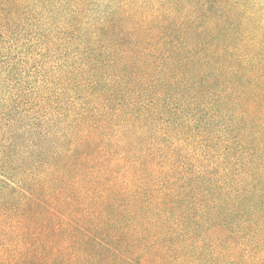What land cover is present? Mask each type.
<instances>
[{
	"label": "trees",
	"instance_id": "trees-1",
	"mask_svg": "<svg viewBox=\"0 0 264 264\" xmlns=\"http://www.w3.org/2000/svg\"><path fill=\"white\" fill-rule=\"evenodd\" d=\"M0 264H264V0H0Z\"/></svg>",
	"mask_w": 264,
	"mask_h": 264
}]
</instances>
